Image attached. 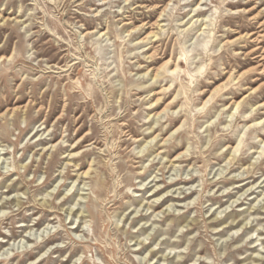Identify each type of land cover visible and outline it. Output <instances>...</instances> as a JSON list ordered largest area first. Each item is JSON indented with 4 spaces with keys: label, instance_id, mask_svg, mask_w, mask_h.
Here are the masks:
<instances>
[{
    "label": "rangeland",
    "instance_id": "374dc122",
    "mask_svg": "<svg viewBox=\"0 0 264 264\" xmlns=\"http://www.w3.org/2000/svg\"><path fill=\"white\" fill-rule=\"evenodd\" d=\"M260 22L264 0H0V264H264Z\"/></svg>",
    "mask_w": 264,
    "mask_h": 264
},
{
    "label": "bare ground",
    "instance_id": "6f19581e",
    "mask_svg": "<svg viewBox=\"0 0 264 264\" xmlns=\"http://www.w3.org/2000/svg\"><path fill=\"white\" fill-rule=\"evenodd\" d=\"M228 5H231V4H228ZM250 9H248V10H246L245 12H250L249 11ZM164 11V10H163ZM258 16L257 15H255V16H253V17H251V19H256ZM250 24V23H249ZM264 26V23L263 22H260L259 24H258V26L257 27H255V28H251L252 30H250L249 32H248V34H247V36L249 37V38H251L252 40H251V42H256V46H254V47H252L250 50H249V54H255V53H257V50L259 49V46H258V44L261 42V40L259 39L260 38V36H262L261 35V32H263L264 31V28H261V27H263ZM237 34H238V36L235 38V40H237V39H241L242 37H243V35L241 34V32L240 31H237ZM247 46V45H246ZM256 57H259L260 59H259V61H261V60H264V49L261 51V54H259L258 56H256ZM251 70H253V68L252 69H250V71H249V73L251 72ZM153 195V194H152ZM167 258V257H166ZM1 260H3L2 258H1Z\"/></svg>",
    "mask_w": 264,
    "mask_h": 264
}]
</instances>
